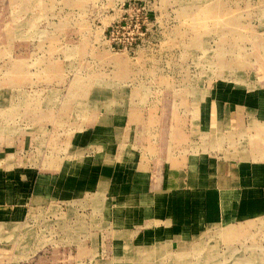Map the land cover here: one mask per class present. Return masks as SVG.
Masks as SVG:
<instances>
[{"label":"rangeland","instance_id":"obj_1","mask_svg":"<svg viewBox=\"0 0 264 264\" xmlns=\"http://www.w3.org/2000/svg\"><path fill=\"white\" fill-rule=\"evenodd\" d=\"M224 86L264 89V0H0V189L14 192L0 215V264H90L78 253L92 237L109 259L113 224L100 227L93 208L98 136L112 146L131 129L139 152L153 125L154 150L161 130L164 147L191 152L197 139L204 149L194 113ZM162 157L148 163L164 168ZM81 159L87 203L31 199L36 178ZM241 225H212L169 252L187 264H264V215ZM136 231L130 242L144 239Z\"/></svg>","mask_w":264,"mask_h":264},{"label":"crops","instance_id":"obj_2","mask_svg":"<svg viewBox=\"0 0 264 264\" xmlns=\"http://www.w3.org/2000/svg\"><path fill=\"white\" fill-rule=\"evenodd\" d=\"M194 119L199 124L194 133L203 131L208 145L198 150L196 139L191 152L184 144L164 147L167 141L162 130L160 149L154 150L153 125L146 127L150 139H145L139 152V140L131 129L121 132L112 146L98 136L97 140L104 141V153L96 165L97 185L92 196L98 205L93 208L100 212V227L112 221L114 250L109 259L100 256L103 240L92 237L90 247L81 244L80 258L89 257L90 264H161L170 260L187 264L185 256L170 254L171 246L182 245L212 225L240 221L244 227L264 215V89L244 95L237 87H220L210 96L207 112L194 113ZM177 134L181 140L180 129ZM198 138L200 142V135ZM160 156L164 168L148 163ZM85 159L75 163V169L36 178L38 185L33 187L31 199L40 201L53 195L87 203V196L80 192ZM109 187L115 189V204L112 220L106 221L105 191ZM13 193L0 189V215L8 213ZM21 197L17 196L18 207ZM132 229H141L144 239L135 234L130 242Z\"/></svg>","mask_w":264,"mask_h":264},{"label":"bare ground","instance_id":"obj_3","mask_svg":"<svg viewBox=\"0 0 264 264\" xmlns=\"http://www.w3.org/2000/svg\"><path fill=\"white\" fill-rule=\"evenodd\" d=\"M251 195V194H250Z\"/></svg>","mask_w":264,"mask_h":264}]
</instances>
